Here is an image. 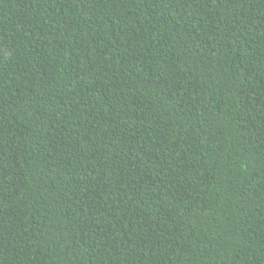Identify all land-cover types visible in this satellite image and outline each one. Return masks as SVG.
I'll return each instance as SVG.
<instances>
[{
	"label": "trees",
	"instance_id": "16d2710c",
	"mask_svg": "<svg viewBox=\"0 0 264 264\" xmlns=\"http://www.w3.org/2000/svg\"><path fill=\"white\" fill-rule=\"evenodd\" d=\"M0 264H264V0H0Z\"/></svg>",
	"mask_w": 264,
	"mask_h": 264
}]
</instances>
